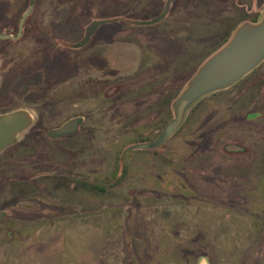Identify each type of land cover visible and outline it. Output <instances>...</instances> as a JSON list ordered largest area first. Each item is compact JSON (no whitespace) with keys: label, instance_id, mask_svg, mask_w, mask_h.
I'll list each match as a JSON object with an SVG mask.
<instances>
[{"label":"rangeland","instance_id":"rangeland-1","mask_svg":"<svg viewBox=\"0 0 264 264\" xmlns=\"http://www.w3.org/2000/svg\"><path fill=\"white\" fill-rule=\"evenodd\" d=\"M166 1L0 0L12 33L33 7L0 59V113L33 120L0 153V264H264V61L160 148L130 149L264 0H175L147 24ZM76 117L75 134L46 136Z\"/></svg>","mask_w":264,"mask_h":264},{"label":"water","instance_id":"water-1","mask_svg":"<svg viewBox=\"0 0 264 264\" xmlns=\"http://www.w3.org/2000/svg\"><path fill=\"white\" fill-rule=\"evenodd\" d=\"M32 1V0H30ZM167 2L162 14L147 24H157L165 18L169 9ZM32 6L20 20L16 37L0 35L3 39H18L22 34L23 25L32 11ZM106 24V21L91 23L82 40L76 48H82L90 41L96 30ZM264 61V6L260 18L256 22H243L233 32L230 39L214 54H212L186 83L183 90L172 104V118L165 124L159 134L151 141L138 144L130 149L155 150L163 146L182 126L190 109L203 98L225 91L243 80ZM84 119L76 117L65 122L61 127L46 132L49 138H60L75 134ZM33 124L30 114L17 110L0 114V153L14 145L18 136L27 131ZM128 149V150H130ZM229 150H240L228 148ZM22 205V208H27ZM5 212H0V220Z\"/></svg>","mask_w":264,"mask_h":264},{"label":"flooded vegetation","instance_id":"flooded-vegetation-1","mask_svg":"<svg viewBox=\"0 0 264 264\" xmlns=\"http://www.w3.org/2000/svg\"><path fill=\"white\" fill-rule=\"evenodd\" d=\"M169 0H167L166 1V3H165V7H166V4H167V2H168ZM173 1H175V0H170V5L173 3ZM165 7H164V9H165ZM163 9V10H164ZM32 12V11H31ZM30 15H31V13H30ZM29 15V16H30ZM29 16H28V18H29ZM22 18V17H21ZM21 18L19 19V21H18V27H17V32L16 33H12V29H13V27L15 26V18L14 17H11L10 16V18H6V14L4 15H0V35H9V36H12V37H16L17 35H18V31H19V24H20V20H21ZM28 18L26 19V21L28 20ZM26 21H25V23H26ZM25 23H24V25H25ZM24 25H23V28H22V34H21V36H20V38H18V39H15V40H13V39H3V40H0V59H2V61L4 60V59H6L7 58V53H8V48H9V45L11 44V46H12V44H14V43H16V42H19L22 38H23V35H24V32H25V28H24ZM53 27V26H52ZM50 31V30H49ZM86 31V30H85ZM85 35V34H84ZM38 37V36H37ZM40 37V38H39ZM39 37H38V39H39V41L40 42H42V43H44L45 44V42H44V40L47 42V43H54V40L53 39H51V37H53V34H50V32H48V34H43V35H39ZM92 39V38H91ZM90 39V40H91ZM81 41V40H80ZM79 41V42H80ZM78 42V43H79ZM77 43V44H78ZM76 44V45H77ZM76 45H75V48H76ZM47 46H48V44H47ZM77 49H80V48H77ZM155 75V78L157 79L156 80V82H161V80H162V74H160V76H158L159 74H154ZM164 78V77H163ZM181 79V78H180ZM155 82V83H156ZM152 85H153V87H154V82L152 83ZM151 85V86H152ZM153 90H156V88H154ZM144 105H148L147 103H144ZM157 106V107H156ZM156 106H155V108L152 110V113H153V115H151L153 118H152V121H154V122H152L151 123V126H152V128L154 129L155 127H159V125H160V123H161V121H162V123L163 124H161V125H164L165 126V124L167 123V121H166V115H167V112H168V110L169 109H171V107H172V104H170V106L168 107L167 106V104H166V98H164L163 100L161 99V97H159V99H158V102H157V104H156ZM167 107H168V110H167ZM148 110V112H150V110L149 109H147ZM0 114H2V113H0ZM157 117V118H156ZM162 118H163V120H162ZM161 127V126H160ZM161 129V128H160ZM145 130H147V128L145 129Z\"/></svg>","mask_w":264,"mask_h":264},{"label":"trees","instance_id":"trees-1","mask_svg":"<svg viewBox=\"0 0 264 264\" xmlns=\"http://www.w3.org/2000/svg\"><path fill=\"white\" fill-rule=\"evenodd\" d=\"M246 20H244V21H242V22H245ZM257 21V19H255V20H253V21H251V22H256ZM226 42V41H225ZM224 42V43H225ZM171 118V115H169V119ZM161 129H162V127H161ZM161 129H159V130H161ZM144 141H146V139L145 140H142V141H139V142H141V143H143ZM96 187H93V189H95ZM100 192H104L103 190H100Z\"/></svg>","mask_w":264,"mask_h":264}]
</instances>
